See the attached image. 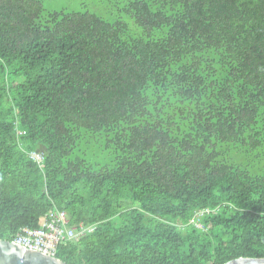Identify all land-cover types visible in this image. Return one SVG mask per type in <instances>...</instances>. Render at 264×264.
<instances>
[{
  "label": "trees",
  "instance_id": "obj_1",
  "mask_svg": "<svg viewBox=\"0 0 264 264\" xmlns=\"http://www.w3.org/2000/svg\"><path fill=\"white\" fill-rule=\"evenodd\" d=\"M97 1L0 0V238L55 208L68 264L264 257V0Z\"/></svg>",
  "mask_w": 264,
  "mask_h": 264
},
{
  "label": "built area",
  "instance_id": "obj_2",
  "mask_svg": "<svg viewBox=\"0 0 264 264\" xmlns=\"http://www.w3.org/2000/svg\"><path fill=\"white\" fill-rule=\"evenodd\" d=\"M30 154L32 158L38 161L42 158L41 150L32 151ZM86 229L88 228L82 225L79 229L70 226L66 212L53 208L43 216L40 226L20 227L14 234L12 241L26 248L55 255L60 244L73 240L77 234H83Z\"/></svg>",
  "mask_w": 264,
  "mask_h": 264
},
{
  "label": "water",
  "instance_id": "obj_3",
  "mask_svg": "<svg viewBox=\"0 0 264 264\" xmlns=\"http://www.w3.org/2000/svg\"><path fill=\"white\" fill-rule=\"evenodd\" d=\"M0 264H68L56 255L26 248L9 239L0 238ZM223 264H264V257L240 256Z\"/></svg>",
  "mask_w": 264,
  "mask_h": 264
},
{
  "label": "rangeland",
  "instance_id": "obj_4",
  "mask_svg": "<svg viewBox=\"0 0 264 264\" xmlns=\"http://www.w3.org/2000/svg\"><path fill=\"white\" fill-rule=\"evenodd\" d=\"M43 6L48 10H72L91 8L93 4H99L101 7L99 14L103 15L109 20L118 16L119 12L114 7H109L101 4L97 0H41Z\"/></svg>",
  "mask_w": 264,
  "mask_h": 264
}]
</instances>
